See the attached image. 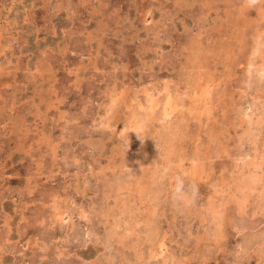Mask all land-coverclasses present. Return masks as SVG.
Returning <instances> with one entry per match:
<instances>
[{
    "label": "rangeland",
    "instance_id": "1",
    "mask_svg": "<svg viewBox=\"0 0 264 264\" xmlns=\"http://www.w3.org/2000/svg\"><path fill=\"white\" fill-rule=\"evenodd\" d=\"M0 264H264V0H0Z\"/></svg>",
    "mask_w": 264,
    "mask_h": 264
},
{
    "label": "clouds",
    "instance_id": "2",
    "mask_svg": "<svg viewBox=\"0 0 264 264\" xmlns=\"http://www.w3.org/2000/svg\"><path fill=\"white\" fill-rule=\"evenodd\" d=\"M247 2L249 3V5L254 6L258 2V0H247Z\"/></svg>",
    "mask_w": 264,
    "mask_h": 264
},
{
    "label": "bare ground",
    "instance_id": "3",
    "mask_svg": "<svg viewBox=\"0 0 264 264\" xmlns=\"http://www.w3.org/2000/svg\"><path fill=\"white\" fill-rule=\"evenodd\" d=\"M263 69V68H262ZM206 96V95H205ZM149 110H151V109H149ZM153 112V111H152ZM161 130V129H160ZM198 169H199V167H198ZM250 189V188H249Z\"/></svg>",
    "mask_w": 264,
    "mask_h": 264
}]
</instances>
